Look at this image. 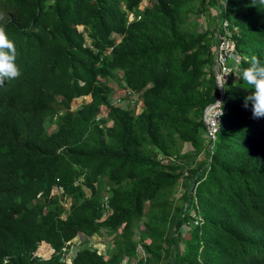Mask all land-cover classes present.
Wrapping results in <instances>:
<instances>
[{
  "label": "trees",
  "instance_id": "obj_1",
  "mask_svg": "<svg viewBox=\"0 0 264 264\" xmlns=\"http://www.w3.org/2000/svg\"><path fill=\"white\" fill-rule=\"evenodd\" d=\"M140 2L0 0L21 72L0 86V264H68L59 259L66 242L101 229L112 248H79L70 264H264V118L243 106L252 86L239 78L252 55L264 62V4L221 3L241 61L216 138L204 144L202 112L219 96L216 37L196 20L220 2L148 0L129 19ZM110 80L136 93L139 112L110 102ZM53 186L61 196H50ZM42 241L55 250L48 259L33 256Z\"/></svg>",
  "mask_w": 264,
  "mask_h": 264
},
{
  "label": "clouds",
  "instance_id": "obj_2",
  "mask_svg": "<svg viewBox=\"0 0 264 264\" xmlns=\"http://www.w3.org/2000/svg\"><path fill=\"white\" fill-rule=\"evenodd\" d=\"M259 3L264 4V0H259ZM137 11H139V18H140V12H141V5L140 4L136 7L134 12H132L129 15V19H132V18L139 19L136 16H134ZM213 20L215 22L214 17H213ZM213 25H215V23H213ZM16 58H17V51H16V47H15L14 42L8 38V36L5 33V29L3 27H0V86H2L6 80L18 79L19 76L21 75L20 69H19L18 65L16 64ZM213 62H214V58H213ZM228 73H231V72H228ZM228 73H226V74H228ZM239 78L242 79L243 81H245L248 85L252 86V91L250 92L249 95H247L244 98V105L243 106L245 108H248L249 103H251L252 118L253 119L264 118V62H262L258 56L252 55L250 62H249V67L241 70V74H240ZM224 82L226 84L225 80H224ZM220 86L223 87L224 85H220ZM124 89H128V88H124ZM130 92H133V91L130 90ZM84 97L89 98L88 96H84ZM84 97H79V98H76L75 100H78V99L83 100ZM73 102H72V104H73ZM216 105L220 106L219 116L223 115V104H222V102L216 101ZM72 107H73V105H72ZM106 115H107V107L102 106L99 114L96 116V121L98 122V121L104 120L106 118ZM101 123L102 122H99L100 126H101ZM107 125L110 126L111 122H107ZM207 142L209 144L212 143L210 141H207ZM80 180L82 181V179H80ZM75 184H79V181H75ZM53 188L60 190V194L56 195V196H61L62 191H63L62 187L61 186H53L52 189ZM52 189L50 192V196H54V194H52V191H53ZM84 189H85L86 194H89V191L87 192V189L86 188H84ZM105 196H107V195H105V194L103 195V200H102L103 203H104V197ZM107 201L109 204L108 196H107ZM60 203L64 208L63 215H65L70 208L71 198L64 196L60 199ZM103 208H104V205H103ZM110 209H111V207H110ZM104 213H107L106 210H104ZM79 235H84V234L78 233L74 238L67 241L66 244L62 247V249L60 251V258H59L60 261L66 262L68 264L71 263V260L75 256L76 252L74 253V255H69L68 251H69V248L72 246V242L74 241V239L76 237H79ZM94 235H97V234H94ZM84 236H86V235H84ZM87 237H91V236H87ZM41 243L46 244V246L50 249L49 256L43 257L42 255L38 254V248H39ZM41 243L38 245L37 249L34 251L33 256L35 258H38V259H48L53 253H55V250L48 243H46L44 241H42ZM84 247H90V246H84ZM84 247H79V248H84ZM94 249H96V248H94ZM98 253H100V252H98ZM100 254H102V253H100ZM4 261L6 262V258L4 259Z\"/></svg>",
  "mask_w": 264,
  "mask_h": 264
},
{
  "label": "rangeland",
  "instance_id": "obj_3",
  "mask_svg": "<svg viewBox=\"0 0 264 264\" xmlns=\"http://www.w3.org/2000/svg\"><path fill=\"white\" fill-rule=\"evenodd\" d=\"M148 2V0H141L140 5L144 6L146 3ZM213 7V6H212ZM211 6L207 7V12L205 13L203 18H198L196 21V26L198 28H200L201 30L205 29L206 26L205 24H209V29H212L215 25H213V11ZM140 8V7H139ZM199 16V15H198ZM213 25V26H212ZM79 29H81V27H79ZM215 33L213 32V35ZM214 40V39H213ZM214 42V41H213ZM233 74L229 73L228 78L225 79L226 84L229 83L230 85H234V79H231ZM116 81V80H115ZM115 81H108V85L110 87H112V92L110 95V102L114 103L116 105H119L123 108H129L134 110L135 112H139L142 104L140 103L139 99L137 98L136 94L133 92H130V89H124L121 88ZM84 101H89V98L84 97L83 100L78 99V100H74L73 102V107H78L81 102ZM103 109V108H102ZM44 126L47 129L48 132H51L53 130H55L56 125L54 123V120L49 121L48 118L45 120L44 122ZM202 140L204 141V144H208V140L207 137L202 135ZM181 152H185V153H190L193 154L195 152V150L190 146V145H186V144H182L181 146ZM204 158V152H202L199 156L198 159L201 160ZM185 183L187 185H190L189 181H185ZM52 194L54 195H59L60 194V190L53 188L52 189ZM88 192V190H87ZM180 192H182V185H178L176 187V189H174L173 195L175 197V199H177L178 194H180ZM177 204L180 205L178 200H175ZM190 209H194L196 210L195 205H191ZM105 216V215H104ZM180 233L184 236V235H188L187 233V229L185 225H182L181 228L179 229ZM134 239H136L137 241L140 240V238L144 237L145 234V226L143 225V223H138L134 229ZM112 237L108 236L107 233L101 229L97 235H92L91 237H87L84 235H79V237H76L74 239V241L72 242V246L69 248V255H74V253L76 252V250L79 247H84V246H90V248H96L98 250V252L104 254L106 252L109 251V249L112 248V241H111ZM42 249V250H41ZM139 253L143 254V249L139 248ZM38 254L44 256H49L50 254V249L45 245V244H40L39 248H38ZM125 262V261H124Z\"/></svg>",
  "mask_w": 264,
  "mask_h": 264
},
{
  "label": "built area",
  "instance_id": "obj_4",
  "mask_svg": "<svg viewBox=\"0 0 264 264\" xmlns=\"http://www.w3.org/2000/svg\"><path fill=\"white\" fill-rule=\"evenodd\" d=\"M217 1L220 3H216V5L212 8L213 16L215 18V26L211 30L215 33L216 37L213 43L214 62L212 68L214 74L216 75L219 96L214 102L207 104L202 112V121L204 123L202 134L206 136L207 140L210 142L215 140L220 123L222 121L223 115L219 116L220 106L216 105V101L222 102L225 92L224 80L228 78V76H226L229 74L228 72H231L232 74L238 70L241 61V55L237 53L235 43L231 38L229 19L223 15L224 8L221 6V3L224 0ZM134 16L139 18V11H137ZM220 85L224 86L221 87ZM103 205L106 212L110 213L111 209L107 201V196L104 197ZM191 219L195 224H197L200 220V216L197 217L196 212L192 211Z\"/></svg>",
  "mask_w": 264,
  "mask_h": 264
},
{
  "label": "water",
  "instance_id": "obj_5",
  "mask_svg": "<svg viewBox=\"0 0 264 264\" xmlns=\"http://www.w3.org/2000/svg\"><path fill=\"white\" fill-rule=\"evenodd\" d=\"M215 81H216V83H217V80H216V75H215Z\"/></svg>",
  "mask_w": 264,
  "mask_h": 264
}]
</instances>
